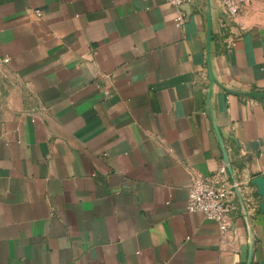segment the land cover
Wrapping results in <instances>:
<instances>
[{
    "label": "crops",
    "instance_id": "0c3cea01",
    "mask_svg": "<svg viewBox=\"0 0 264 264\" xmlns=\"http://www.w3.org/2000/svg\"><path fill=\"white\" fill-rule=\"evenodd\" d=\"M181 10L0 0V264H264V0ZM224 152L229 242L187 211Z\"/></svg>",
    "mask_w": 264,
    "mask_h": 264
},
{
    "label": "built area",
    "instance_id": "2783aa9c",
    "mask_svg": "<svg viewBox=\"0 0 264 264\" xmlns=\"http://www.w3.org/2000/svg\"><path fill=\"white\" fill-rule=\"evenodd\" d=\"M224 15L231 20H235L240 11L251 5L255 0H218ZM168 5L176 9L175 26L182 27L186 22V17L182 8L189 5L193 0H166ZM37 16L41 14L36 11ZM237 185H232L228 178L227 166L207 179L192 177V184L189 191L187 211L189 213H202L206 219L215 221L218 225L221 239L231 241L233 228V213L235 207L231 201L234 189Z\"/></svg>",
    "mask_w": 264,
    "mask_h": 264
},
{
    "label": "water",
    "instance_id": "95a60500",
    "mask_svg": "<svg viewBox=\"0 0 264 264\" xmlns=\"http://www.w3.org/2000/svg\"><path fill=\"white\" fill-rule=\"evenodd\" d=\"M207 23H208L207 53H208V57L210 58V48H211V41H212V18L210 14L207 17ZM210 80L215 83V79L211 72V69H210ZM237 94L245 96V97H249L252 99H256V100H264V93L248 92V93H237ZM224 160H225V164L227 166L229 174L232 177H234L232 166L225 152H224ZM253 183L259 189V194L261 195V198H262V202L259 208H260V211L264 214V180L262 178H259L253 181ZM251 257L252 255H249L247 264H251Z\"/></svg>",
    "mask_w": 264,
    "mask_h": 264
}]
</instances>
